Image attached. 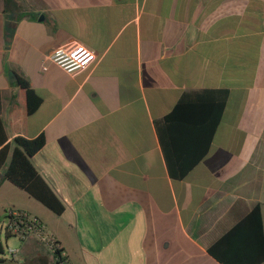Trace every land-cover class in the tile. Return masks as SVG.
<instances>
[{
	"label": "crops",
	"instance_id": "crops-1",
	"mask_svg": "<svg viewBox=\"0 0 264 264\" xmlns=\"http://www.w3.org/2000/svg\"><path fill=\"white\" fill-rule=\"evenodd\" d=\"M58 47L84 67L48 60ZM19 76L42 98L32 113ZM222 90L208 153L174 177ZM202 91L215 93L165 122ZM0 118L8 143L44 134L32 162L65 205L56 214L2 169L0 216L35 214L72 264H222L214 242L258 205L264 224V0H0ZM13 237L20 251L0 264H65Z\"/></svg>",
	"mask_w": 264,
	"mask_h": 264
},
{
	"label": "trees",
	"instance_id": "trees-1",
	"mask_svg": "<svg viewBox=\"0 0 264 264\" xmlns=\"http://www.w3.org/2000/svg\"><path fill=\"white\" fill-rule=\"evenodd\" d=\"M20 83L28 94V111L34 112L40 105L42 98L30 86V83L19 76ZM215 91H202L185 96L175 106L173 111L165 117V122L170 123L180 119V112L188 106L191 99L205 101L208 96L214 95ZM219 96L214 105L207 106L208 110L203 113L202 123L206 124L207 133L203 147L196 157L184 168H179L174 177H183L192 169L209 151L215 131L221 121L222 113L226 105L228 92L219 91ZM6 131L0 118V170L4 169L6 179L16 186L27 191L32 197L60 215L65 210L63 201L57 196L50 184L38 172L32 162V158L46 144L44 134L34 138L18 136L13 143H8ZM11 158L8 162L9 156ZM171 168V166H170ZM250 230L253 232L251 233ZM15 236L6 233L7 238ZM63 249V248H62ZM58 250V254L61 250ZM4 245L0 242V251H4ZM209 253L222 264H261L264 262V224L261 207L256 206L235 227L224 234L209 248Z\"/></svg>",
	"mask_w": 264,
	"mask_h": 264
},
{
	"label": "built area",
	"instance_id": "built-area-1",
	"mask_svg": "<svg viewBox=\"0 0 264 264\" xmlns=\"http://www.w3.org/2000/svg\"><path fill=\"white\" fill-rule=\"evenodd\" d=\"M47 59L59 65L69 73H75L84 67V62L77 55L65 47H58L47 54ZM46 68V67H45ZM11 233L19 238L35 237L65 264H72L57 239L47 230L45 223L35 214L21 209H12L0 216V232ZM61 252L58 254V250ZM20 251L18 248H7L5 252L15 257Z\"/></svg>",
	"mask_w": 264,
	"mask_h": 264
},
{
	"label": "rangeland",
	"instance_id": "rangeland-1",
	"mask_svg": "<svg viewBox=\"0 0 264 264\" xmlns=\"http://www.w3.org/2000/svg\"><path fill=\"white\" fill-rule=\"evenodd\" d=\"M3 235L6 236L5 235V231H3ZM12 237L7 241V245L5 244V242L2 239V241H3L2 244L4 245L5 249H7V248H15L14 246L16 245V241H15L14 237L13 238Z\"/></svg>",
	"mask_w": 264,
	"mask_h": 264
},
{
	"label": "water",
	"instance_id": "water-1",
	"mask_svg": "<svg viewBox=\"0 0 264 264\" xmlns=\"http://www.w3.org/2000/svg\"><path fill=\"white\" fill-rule=\"evenodd\" d=\"M5 235H6V234H5ZM3 238H4L5 240L7 239V237L4 236L2 232H0V242H1V243H3V241H2ZM4 253H5V251H0V254H1V255L4 254Z\"/></svg>",
	"mask_w": 264,
	"mask_h": 264
}]
</instances>
